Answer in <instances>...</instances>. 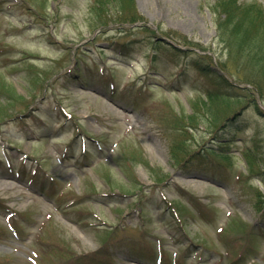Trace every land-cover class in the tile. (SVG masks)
I'll return each instance as SVG.
<instances>
[{"label":"rangeland","instance_id":"374dc122","mask_svg":"<svg viewBox=\"0 0 264 264\" xmlns=\"http://www.w3.org/2000/svg\"><path fill=\"white\" fill-rule=\"evenodd\" d=\"M219 1L0 0V264H154L138 245L189 244L186 264H264V79L247 82ZM182 143L217 153L182 166ZM22 154L20 177L4 161Z\"/></svg>","mask_w":264,"mask_h":264},{"label":"trees","instance_id":"16d2710c","mask_svg":"<svg viewBox=\"0 0 264 264\" xmlns=\"http://www.w3.org/2000/svg\"><path fill=\"white\" fill-rule=\"evenodd\" d=\"M102 1H98L96 7L93 9L95 13H97V7L100 5L98 16L101 15L102 12ZM129 6L134 5V0H128ZM263 8L257 6V5H240L237 0H220L216 4V12L219 13L221 16L224 15V18H219L218 21L222 22L219 23L220 29H226L232 27L233 31L230 35V42L228 43V46L230 48H233L235 51L234 54L239 56V59L241 60V65L244 62L245 58V64L246 67H251L254 69V74L251 76H247V82L254 86V88L259 91V93L262 91V85L260 83L261 79H264V39L258 41V37L260 36L262 29V32L264 30V12L262 11ZM136 14V13H134ZM222 17V16H221ZM264 34V33H263ZM154 50L156 51V55L153 56L152 61L157 62L158 61V54L161 52V48L159 47V42H156L154 44ZM198 55V54H197ZM200 60L203 61L204 56L198 55ZM244 57V58H243ZM196 64H199V61H195ZM208 67H202L199 69V71L203 75H208L207 72ZM242 78V77H241ZM222 83L220 82V87L223 89L225 86L226 88H235L233 83H231L228 79H226L223 75L220 77ZM222 85V86H221ZM219 92V90H217ZM216 90H208L209 98L211 100H214L219 93H215ZM236 98L238 101H243L246 99L244 95H236ZM256 101V99H254ZM254 106L256 110H259V106L257 102H254ZM229 120V119H227ZM223 129H228L230 127L229 125H226L224 123L221 125ZM221 129V130H223ZM217 141V140H215ZM183 146V148H181ZM185 145L182 143L181 146L177 147L176 150L180 151V154H178L177 157H180L179 165L182 164V166L189 165V163L197 164L199 166H205L208 159L210 158L208 156V153L215 154L217 153L216 150L208 149L207 151H203L200 156L196 159L193 154H190L189 151L185 150ZM179 148V149H178ZM175 156V158L177 159ZM248 157H256V156H249ZM249 161V167L251 170H253V163L252 161H256V158H248ZM195 162V163H194ZM102 250L98 251L95 255H91V257H98V255ZM140 255L142 256V259H147V262L156 263L159 262L158 254L153 252V254L145 255L143 254V251L140 252ZM71 258H73V255H70ZM87 255L80 256L78 261L75 264H94L93 262H86ZM68 258V259H71ZM104 262V261H103ZM105 264H109L106 263Z\"/></svg>","mask_w":264,"mask_h":264}]
</instances>
